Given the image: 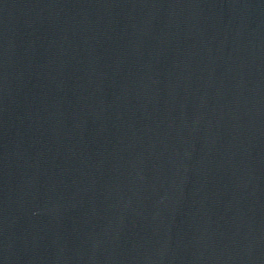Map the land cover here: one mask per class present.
Wrapping results in <instances>:
<instances>
[{
  "label": "water",
  "instance_id": "water-1",
  "mask_svg": "<svg viewBox=\"0 0 264 264\" xmlns=\"http://www.w3.org/2000/svg\"><path fill=\"white\" fill-rule=\"evenodd\" d=\"M0 264H264V0H0Z\"/></svg>",
  "mask_w": 264,
  "mask_h": 264
}]
</instances>
